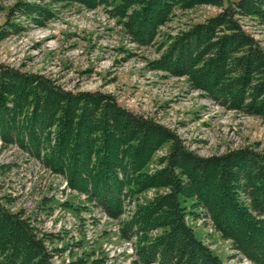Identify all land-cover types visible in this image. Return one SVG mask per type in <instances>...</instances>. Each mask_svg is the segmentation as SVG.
Listing matches in <instances>:
<instances>
[{"label":"trees","instance_id":"trees-1","mask_svg":"<svg viewBox=\"0 0 264 264\" xmlns=\"http://www.w3.org/2000/svg\"><path fill=\"white\" fill-rule=\"evenodd\" d=\"M107 6L133 42H154L174 7L213 4L221 11L170 37L151 64L187 76L222 106L264 119V48L240 16L264 20V0H73ZM50 18L47 6H19ZM17 7V8H19ZM0 138L62 175L107 215L120 217L128 198L165 189L138 203L121 227L135 239L136 264H227L199 239L187 217L203 215L253 264H264V152L242 146L202 156L171 128L123 107L102 91H70L52 78L0 63ZM160 168L147 167L156 152ZM190 202V204H188ZM54 235L0 197V264H53ZM56 250V249H55Z\"/></svg>","mask_w":264,"mask_h":264},{"label":"rangeland","instance_id":"rangeland-1","mask_svg":"<svg viewBox=\"0 0 264 264\" xmlns=\"http://www.w3.org/2000/svg\"><path fill=\"white\" fill-rule=\"evenodd\" d=\"M229 1L225 0V4ZM42 4L50 18L26 15L25 4ZM19 7V8H17ZM108 7L95 8L73 0H0V63L44 74L70 91H102L125 108L155 118L174 130L202 156L250 145L264 152V119L228 109L194 88L187 76L154 69L170 37L206 21L221 11L213 4L174 7L153 43L139 46ZM244 30L264 48V20L240 16ZM160 148L148 171L161 167ZM165 189H149L128 198L124 213L113 218L84 194L70 189L66 179L16 144L0 138V197L43 232L54 235L53 264H136L135 239H125L121 227L138 203ZM190 204V202L188 203ZM196 236L227 264H253L224 239L212 221L187 217ZM56 249V250H55Z\"/></svg>","mask_w":264,"mask_h":264}]
</instances>
